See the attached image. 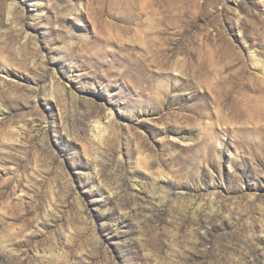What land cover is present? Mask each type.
<instances>
[{"label":"rangeland","instance_id":"obj_1","mask_svg":"<svg viewBox=\"0 0 264 264\" xmlns=\"http://www.w3.org/2000/svg\"><path fill=\"white\" fill-rule=\"evenodd\" d=\"M0 264H264V0H0Z\"/></svg>","mask_w":264,"mask_h":264},{"label":"bare ground","instance_id":"obj_2","mask_svg":"<svg viewBox=\"0 0 264 264\" xmlns=\"http://www.w3.org/2000/svg\"><path fill=\"white\" fill-rule=\"evenodd\" d=\"M226 100V99H225Z\"/></svg>","mask_w":264,"mask_h":264}]
</instances>
